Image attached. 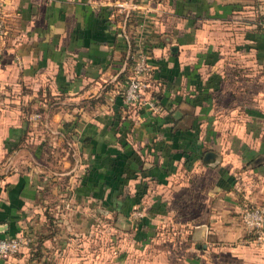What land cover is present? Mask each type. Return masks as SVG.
Wrapping results in <instances>:
<instances>
[{
    "label": "crops",
    "instance_id": "1",
    "mask_svg": "<svg viewBox=\"0 0 264 264\" xmlns=\"http://www.w3.org/2000/svg\"><path fill=\"white\" fill-rule=\"evenodd\" d=\"M122 1L6 0L0 264H264V0ZM129 36L161 112L123 102Z\"/></svg>",
    "mask_w": 264,
    "mask_h": 264
},
{
    "label": "built area",
    "instance_id": "2",
    "mask_svg": "<svg viewBox=\"0 0 264 264\" xmlns=\"http://www.w3.org/2000/svg\"><path fill=\"white\" fill-rule=\"evenodd\" d=\"M6 0H0V41L6 35ZM119 10L132 9L136 5L128 0L118 2ZM264 33V18L262 21ZM130 73L122 91L123 102L134 107L145 106L152 112H161L163 107L156 101L147 89L148 78L153 66L149 60V53L143 47H136L129 54ZM133 215L140 216V209L133 210ZM240 219L246 230L252 235L251 239L257 243L264 241V201L258 203L244 202L240 210ZM27 242L23 234L0 237V254L13 253Z\"/></svg>",
    "mask_w": 264,
    "mask_h": 264
},
{
    "label": "trees",
    "instance_id": "3",
    "mask_svg": "<svg viewBox=\"0 0 264 264\" xmlns=\"http://www.w3.org/2000/svg\"><path fill=\"white\" fill-rule=\"evenodd\" d=\"M259 22H260V24H262V21H263V13H261L260 15H259ZM129 46H131L132 47V49H131V51L133 50V38L131 37V36H129ZM148 51V50H147ZM149 53V52H148ZM149 60H150V53H149ZM150 62H151V60H150ZM152 63V62H151ZM121 77H122V75H121ZM152 95H153V97L156 99V101H158V99L156 98V93L155 92H152ZM159 102V101H158ZM162 110H164V107H163V109ZM0 237H4V236H0ZM19 250V249H18ZM17 250V251H18ZM41 253V250H40V243H39V240L38 239H36V240H33L31 243H30V254H31V257H30V259L31 258H33V257H35L36 255H39ZM25 264H29L28 262H26Z\"/></svg>",
    "mask_w": 264,
    "mask_h": 264
},
{
    "label": "rangeland",
    "instance_id": "4",
    "mask_svg": "<svg viewBox=\"0 0 264 264\" xmlns=\"http://www.w3.org/2000/svg\"><path fill=\"white\" fill-rule=\"evenodd\" d=\"M70 208H71V205H70ZM135 209H139V208H135ZM88 242L90 243V247H92V251H91L92 253H101V252H98V250L96 251V235L95 234L93 236H90V238L88 239Z\"/></svg>",
    "mask_w": 264,
    "mask_h": 264
},
{
    "label": "water",
    "instance_id": "5",
    "mask_svg": "<svg viewBox=\"0 0 264 264\" xmlns=\"http://www.w3.org/2000/svg\"><path fill=\"white\" fill-rule=\"evenodd\" d=\"M129 8L127 9V12H129ZM263 18H264V16H263ZM129 54H130V50H128V53H127V57H126V60H125V65H126V62H127V59H128V57H129ZM6 227H5V224H0V231H3L4 229H5Z\"/></svg>",
    "mask_w": 264,
    "mask_h": 264
}]
</instances>
